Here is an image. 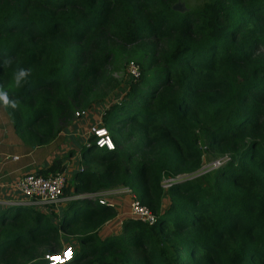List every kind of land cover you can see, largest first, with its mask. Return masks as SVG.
<instances>
[{"label": "trees", "instance_id": "obj_1", "mask_svg": "<svg viewBox=\"0 0 264 264\" xmlns=\"http://www.w3.org/2000/svg\"><path fill=\"white\" fill-rule=\"evenodd\" d=\"M178 3L0 0V88L18 102L0 109L30 148L52 144L92 109L122 61L142 68L104 111L116 150L76 142L74 194L68 186L63 197L82 198L58 212L0 207V264H47L62 237L75 248L67 264H264V0H202L188 12ZM15 67L30 71L21 89L11 86ZM202 144L230 160L166 191L165 177L202 169ZM65 163L37 175L64 174ZM118 188L158 221L129 219L102 239L118 212L88 199Z\"/></svg>", "mask_w": 264, "mask_h": 264}, {"label": "rangeland", "instance_id": "obj_2", "mask_svg": "<svg viewBox=\"0 0 264 264\" xmlns=\"http://www.w3.org/2000/svg\"><path fill=\"white\" fill-rule=\"evenodd\" d=\"M201 2L202 0H179V3L175 6V8L178 12H188L199 7ZM132 66H134L142 74V68L137 61H134L133 59H126V61H122L117 70L108 73L109 76H112L114 79L113 82L111 84L102 83L99 85V88L95 92L96 98H93L94 107L87 110L88 112H86L84 117H76V119L66 127V131L62 132L52 144L43 147L33 149L20 142L12 129L9 119H7L3 110L0 109V145L3 144V153L6 155V159H3V161L7 162L8 165L18 166L19 162L12 161V155L23 154V148H25L24 146H27V148H25L26 150H35V154L39 158L40 167L50 165L54 160L62 158V160L70 166L69 172L72 174V172L76 169L75 163L81 158L79 155V147H76V142L81 139L88 140V138H92L93 133H89L92 126H98L97 128L105 129L110 135L109 130L102 123L104 111L115 104L121 103L130 87V82L140 79L133 74ZM75 129H77V131H74ZM97 141L98 139H94V143ZM94 149H97V152H101V150L97 147H94ZM201 149L203 152L202 169L195 174L183 175L174 179L171 177H165L163 186L166 191L170 190V188L176 183L195 180L210 174L211 172L223 167L230 160V158L217 157V155L213 151L208 150L204 144L201 145ZM106 150L108 151V149ZM73 152L77 153V155H74ZM218 163L221 165L217 166ZM82 167H84V164H82ZM66 177V187L69 186L72 188L74 181L69 177L68 173H66ZM202 182L205 185L209 184V180H202ZM72 193L73 188L70 194ZM96 197H100L106 200V202H111L115 206V210L118 212V216L100 230V236L102 239H107L112 236L119 235L122 232L125 221L129 219L134 220L131 215L130 208L131 203L135 198H137L136 195L130 192L127 188H118L89 196L91 199ZM80 198L82 197H63L62 201L52 209L58 212L61 208L66 207L68 201L78 200ZM19 200L20 199H17V201ZM165 206H167V203H165ZM50 208L51 207H42L40 210H43L44 213H48ZM60 242L63 246L62 252L56 254H46L44 259L47 264H67L73 260L75 248L66 241V237H62ZM47 255H50V259L46 258ZM65 255H71L73 257L70 261H65V263L61 260V257H65Z\"/></svg>", "mask_w": 264, "mask_h": 264}, {"label": "built area", "instance_id": "obj_3", "mask_svg": "<svg viewBox=\"0 0 264 264\" xmlns=\"http://www.w3.org/2000/svg\"><path fill=\"white\" fill-rule=\"evenodd\" d=\"M132 72L136 77H141V73L134 66H132ZM86 112L88 111L77 112L76 117H84ZM97 127L92 126L91 130H89L90 134L93 133L94 139H98L95 147L100 150L108 149V151H115V145L111 136L105 129ZM14 160L18 159L16 158ZM220 165V163L217 164V166ZM65 188L66 178L63 174L50 175L48 177L28 174L17 184V189L22 199V202L19 204L39 209L42 207L57 206L63 199ZM130 192L132 191L130 190ZM94 201H98L101 205L115 209V206L111 202H106V200L100 197H96ZM130 211L135 221L148 224L149 226H154L158 221L157 217L146 206L142 205L137 198L131 203ZM72 257L71 255H65V257H61V260L64 262L70 261ZM46 258L50 259V255H47Z\"/></svg>", "mask_w": 264, "mask_h": 264}, {"label": "crops", "instance_id": "obj_4", "mask_svg": "<svg viewBox=\"0 0 264 264\" xmlns=\"http://www.w3.org/2000/svg\"><path fill=\"white\" fill-rule=\"evenodd\" d=\"M1 111V110H0ZM1 114V113H0ZM1 117V115H0ZM76 128V127H75ZM74 131H77L75 129ZM27 148V146H24ZM24 149V153L21 155H12V161L19 162L18 166L8 165L7 162H4L3 159H6V155L4 152L3 144L0 145V207L2 206H14L22 202L21 195L18 192L17 184L19 181L28 174H35L42 170L46 169L50 165H44L40 167L39 158L35 154V150L28 151ZM29 149V148H28ZM11 156V155H9ZM18 160H14V159ZM67 172L63 175L65 176L66 180V173L69 174L71 177V173L69 172L70 169L67 163ZM73 173V172H72ZM17 199H20L17 201Z\"/></svg>", "mask_w": 264, "mask_h": 264}, {"label": "clouds", "instance_id": "obj_5", "mask_svg": "<svg viewBox=\"0 0 264 264\" xmlns=\"http://www.w3.org/2000/svg\"><path fill=\"white\" fill-rule=\"evenodd\" d=\"M8 65H12L13 61L11 58L5 61ZM2 67V65H0ZM30 71L24 67H15L13 69L12 77H11V86L15 89L23 88L29 79ZM0 105L15 110L18 106V102L15 98L10 96V92L8 89L0 88ZM113 147V146H112Z\"/></svg>", "mask_w": 264, "mask_h": 264}, {"label": "water", "instance_id": "obj_6", "mask_svg": "<svg viewBox=\"0 0 264 264\" xmlns=\"http://www.w3.org/2000/svg\"><path fill=\"white\" fill-rule=\"evenodd\" d=\"M90 200H92V199H90ZM15 205V204H14ZM17 205H19V206H23V204H17Z\"/></svg>", "mask_w": 264, "mask_h": 264}, {"label": "bare ground", "instance_id": "obj_7", "mask_svg": "<svg viewBox=\"0 0 264 264\" xmlns=\"http://www.w3.org/2000/svg\"><path fill=\"white\" fill-rule=\"evenodd\" d=\"M91 198H89L88 200H90ZM94 199H96V198H94ZM94 199H92V200H94ZM95 202V201H94Z\"/></svg>", "mask_w": 264, "mask_h": 264}]
</instances>
